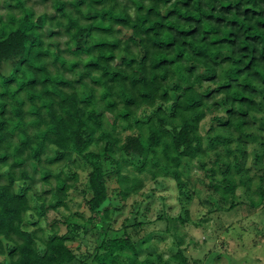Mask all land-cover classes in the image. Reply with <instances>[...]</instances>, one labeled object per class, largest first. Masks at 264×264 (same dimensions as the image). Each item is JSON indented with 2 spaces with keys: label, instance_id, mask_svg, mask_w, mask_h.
I'll use <instances>...</instances> for the list:
<instances>
[{
  "label": "trees",
  "instance_id": "obj_1",
  "mask_svg": "<svg viewBox=\"0 0 264 264\" xmlns=\"http://www.w3.org/2000/svg\"><path fill=\"white\" fill-rule=\"evenodd\" d=\"M3 1L1 264H86L68 245L79 230L111 228L147 177L185 188L192 163L228 210L264 209V0H47L41 13ZM77 158L80 211L47 223L68 209ZM110 232L96 264H154L125 225ZM187 262L180 249L163 264Z\"/></svg>",
  "mask_w": 264,
  "mask_h": 264
},
{
  "label": "rangeland",
  "instance_id": "obj_2",
  "mask_svg": "<svg viewBox=\"0 0 264 264\" xmlns=\"http://www.w3.org/2000/svg\"><path fill=\"white\" fill-rule=\"evenodd\" d=\"M0 3L4 11L6 3L3 0ZM28 4L33 5L37 13L51 11L47 0L45 3L42 0H29ZM58 42H62V39H52V43ZM96 147L92 146L91 149L95 150ZM254 149L255 145L247 147L246 165L251 173H260L253 166ZM77 160L79 166L72 168L77 173V180L69 181L75 184V188L69 191L68 209L50 210L47 223L80 211L83 199L81 191L87 185L89 168L80 159ZM189 166L191 171L188 178H184L187 184L185 188H179L177 182L169 177L156 180L147 177L139 195L130 196L123 210L112 215L111 228L108 229L109 225L105 224L102 229H87L86 233L81 229L68 245L78 252L86 264H96L92 258L97 244L112 235L110 229L121 230L125 225L137 249L141 248L140 259L150 258L154 264L169 261L180 249L188 258L186 264H264V209L248 207L245 201L228 210L230 201L221 202L220 197L208 188L204 171L196 163ZM31 173L35 172L32 170ZM35 178L38 179V175ZM51 186L53 183L41 186L39 181H35L34 188L48 189ZM241 194L239 188L236 191L238 201L243 200ZM146 205L149 210L142 217ZM137 211L138 215L135 214ZM84 216L86 219L89 214L85 213ZM134 218L142 222L141 226L134 225ZM57 226L59 234H65L66 227L63 224ZM178 237L183 239L180 246ZM2 261L3 257L0 256V264Z\"/></svg>",
  "mask_w": 264,
  "mask_h": 264
}]
</instances>
